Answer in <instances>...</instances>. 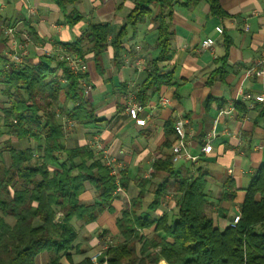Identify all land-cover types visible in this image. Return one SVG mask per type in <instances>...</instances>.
<instances>
[{
	"label": "crops",
	"instance_id": "1",
	"mask_svg": "<svg viewBox=\"0 0 264 264\" xmlns=\"http://www.w3.org/2000/svg\"><path fill=\"white\" fill-rule=\"evenodd\" d=\"M220 4L225 17L213 16L204 0L192 9H174L171 54L156 65L162 74H171L173 82L145 103L138 100L137 93L154 70L160 51L157 25L151 17L136 28L128 26L119 60L114 59L115 51L110 45L100 66L93 54L86 56L85 74L90 86L87 97L97 122L75 126L65 144L68 148L88 146L103 160L114 158L124 166L126 179L124 185L121 183L124 192H114L112 210H105L91 223L73 222L78 233L74 264L85 258L91 260L115 245H104L111 238L120 243L117 220L143 190L139 214L145 212L155 219L165 214L175 218L181 194L174 190L167 192L156 211L149 210L156 191L167 180L173 184L179 177L195 179L205 175L208 214L221 229L231 226L241 215L246 190L264 164V107L255 101L264 93V82L244 78L245 70L260 59L264 48V0H220ZM134 7L135 0H78L63 9L55 0H0V55L10 68L8 58L14 45L4 31L11 26L17 27L19 42L25 44L24 36L28 35L34 44L26 46L24 66L48 61L46 52L62 45L73 46L95 24L110 26V43ZM152 11L153 17L157 8L152 7ZM73 12L83 19L71 24L69 15ZM247 25L249 30L245 29ZM219 27L222 34L217 31ZM208 38L215 40L213 51H202V42ZM162 97L170 101L169 105L159 104ZM132 102L144 107L136 119L128 111ZM10 104L0 84V160L4 167L11 163L10 148L39 146L33 139L19 141L4 126L1 110ZM230 105H235V114L217 122L219 111ZM178 118L186 121L188 151L197 159L172 161V173L157 171V162L164 164L172 157L177 136L167 125ZM213 131L212 151L205 154L202 148ZM95 200V190L87 186L82 201ZM141 233L147 239L154 235L153 230Z\"/></svg>",
	"mask_w": 264,
	"mask_h": 264
},
{
	"label": "trees",
	"instance_id": "2",
	"mask_svg": "<svg viewBox=\"0 0 264 264\" xmlns=\"http://www.w3.org/2000/svg\"><path fill=\"white\" fill-rule=\"evenodd\" d=\"M203 0H135L127 23L108 43L110 26L95 24L73 46L62 45L82 61L93 54L100 66L103 53L112 46L119 60L127 28L151 17L157 25L159 56L148 74L137 98L145 103L163 86L172 84L171 74H162L157 63L169 59L174 31L171 18L175 8L192 9ZM216 17H225L220 0H204ZM62 9L78 0H55ZM152 7L157 11L153 15ZM71 24L83 18L77 12L69 15ZM48 61L19 68L5 65L0 55V84L11 100L1 110L4 126L21 141L33 139L37 149L9 150L11 163L0 168V264H36L43 253L50 254L46 264H74L78 252V233L74 221L83 224L96 221L105 210H112L114 177L102 157L88 146L68 148L62 118L75 126L97 122L94 109L84 93L80 80L86 74H74L65 61L47 56ZM88 83V82H87ZM174 122H169L175 133ZM175 124V123H174ZM176 135V133H175ZM172 157L157 171L172 173ZM125 173H121L124 185ZM146 183V182H145ZM87 186L95 190L96 200L82 201ZM207 181L201 174L195 179L179 177L173 184L165 181L156 191L150 211H156L169 190L181 194L178 213L155 219L138 213L144 190L125 207L117 226L118 244L109 246L98 258L103 264H264V164L253 175L237 224L218 227L208 214ZM12 219L13 222L8 220ZM153 230L147 239L142 231ZM77 249V250H76ZM67 263H64L63 261ZM77 264H94L85 258Z\"/></svg>",
	"mask_w": 264,
	"mask_h": 264
},
{
	"label": "built area",
	"instance_id": "3",
	"mask_svg": "<svg viewBox=\"0 0 264 264\" xmlns=\"http://www.w3.org/2000/svg\"><path fill=\"white\" fill-rule=\"evenodd\" d=\"M245 29L249 30V26L247 25ZM263 29H264V25H263ZM217 31L219 34L223 33V29L220 27L217 29ZM4 33L12 40V43L14 45L13 49L9 53V59H10L9 64L13 67L19 68L24 65V58L28 55L27 51L24 50L23 48L24 43H21L17 40V36L19 32L16 26L5 28ZM24 40L25 42H31V38L28 35L24 36ZM214 44H215V40L208 38L202 42L201 50L202 51H205V50L213 51ZM39 47L40 46H36L38 50H42ZM46 56H55L59 60L65 61L68 68L74 74H85L86 64L81 59H78L76 56L67 52V50L63 48L62 46H58L54 50L46 52ZM244 78L246 79L257 78V79H261L264 82V48H263L260 59L256 63H254L251 67L245 70ZM80 84L83 88L84 93L88 95L90 92L89 84L85 80H80ZM129 96L131 97L130 94ZM255 101L264 107V93L257 96L255 98ZM169 103L170 101L165 97H162L159 101L160 105H169ZM143 109H144L143 106L132 102V105L129 106L128 111L131 115V118L136 119L139 112H141ZM235 112H236L235 105H230L227 108L221 109L218 114L217 122L222 118L230 117L234 115ZM63 120H64V131H66L67 127H68V130H71L75 127V124L72 121L66 119L65 117H63ZM185 125H186V121L183 118H178L174 124V130L177 136V143L174 145L172 149V161L173 162H177L178 160H181V159L194 162L197 159L196 157L192 156L188 151L186 135H185ZM214 139H215V132L213 131L207 136L206 144L202 148L203 153L207 154L212 151V148H213L212 143ZM104 163L109 168L110 175L114 177L115 184L117 186L115 190V195L124 192L121 186V173L125 171L124 166L119 164L117 160H115L114 158H109V157H107L104 160ZM239 219H240V216H237L232 226L237 224ZM102 253L103 251L93 256L91 258V261L94 264H99L98 258L99 256H101ZM103 264H107V263L105 262Z\"/></svg>",
	"mask_w": 264,
	"mask_h": 264
},
{
	"label": "rangeland",
	"instance_id": "4",
	"mask_svg": "<svg viewBox=\"0 0 264 264\" xmlns=\"http://www.w3.org/2000/svg\"><path fill=\"white\" fill-rule=\"evenodd\" d=\"M28 44H31V45H34L33 44V42H26L25 44H24V50H26L27 51V53H28V50H27V45ZM40 49H42V47H39ZM41 51V50H40ZM10 59L8 58V62H10L9 61ZM84 62V61H83ZM85 63V62H84ZM86 64V63H85ZM16 68V67H15ZM62 123H63V126H64V120H63V118H62ZM67 127V126H66ZM75 128V127H74ZM73 128V129H74ZM73 129H71V130H73ZM71 130H68V127L66 128V131H65V133H66V135L68 136V134L71 132ZM5 165L4 164H2V160H0V168L2 169L3 167H4ZM9 222H13V220L12 219H9L8 220ZM119 241L117 240V239H113V238H111L109 241H106L105 242V244L104 245H111V244H117ZM96 255V254H95ZM94 255V256H95ZM50 254L49 253H43V254H41V255H39L38 257H37V259H36V264H44L46 261H48L49 259H50Z\"/></svg>",
	"mask_w": 264,
	"mask_h": 264
}]
</instances>
